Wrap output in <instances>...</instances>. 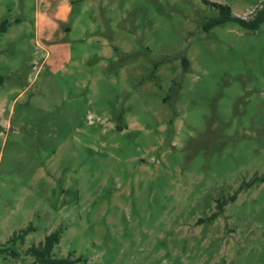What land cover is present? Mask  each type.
<instances>
[{"label":"rangeland","instance_id":"obj_1","mask_svg":"<svg viewBox=\"0 0 264 264\" xmlns=\"http://www.w3.org/2000/svg\"><path fill=\"white\" fill-rule=\"evenodd\" d=\"M216 4L264 13L0 0V264H264V20Z\"/></svg>","mask_w":264,"mask_h":264},{"label":"trees","instance_id":"obj_2","mask_svg":"<svg viewBox=\"0 0 264 264\" xmlns=\"http://www.w3.org/2000/svg\"><path fill=\"white\" fill-rule=\"evenodd\" d=\"M218 10V16L213 17L210 21L204 26L206 31L211 30L213 27L224 24L227 22H235L242 27L249 29V30H257L259 25L264 20V13L262 15H258L253 20H245L243 18L237 17L233 14L232 9L229 6L216 4ZM185 66H187L188 61L184 60ZM120 129V128H118ZM264 182V177L261 179ZM254 182L247 183L242 185L239 190L230 197V201H235L238 197L239 192H241L244 188L250 187ZM228 204L227 201H224L218 205L219 211H223L224 206ZM213 217H216L214 215ZM32 228L24 231L23 235H15L13 242H16L18 238H21L22 241H25V237ZM62 238V234L60 231H56L48 235L44 241H42L38 246H32L27 250V255L34 257L35 262L34 264H77L78 262L82 261L81 257L76 259H72V255L70 254L68 257H61L58 258L54 255L55 248L60 244Z\"/></svg>","mask_w":264,"mask_h":264}]
</instances>
